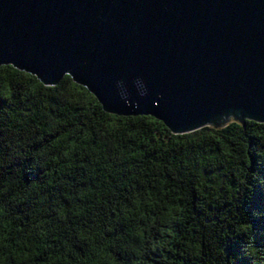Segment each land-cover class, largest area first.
<instances>
[{"label":"trees","instance_id":"1","mask_svg":"<svg viewBox=\"0 0 264 264\" xmlns=\"http://www.w3.org/2000/svg\"><path fill=\"white\" fill-rule=\"evenodd\" d=\"M0 264H264V124L173 135L1 67Z\"/></svg>","mask_w":264,"mask_h":264},{"label":"water","instance_id":"2","mask_svg":"<svg viewBox=\"0 0 264 264\" xmlns=\"http://www.w3.org/2000/svg\"><path fill=\"white\" fill-rule=\"evenodd\" d=\"M6 66L173 135L264 124V0H0Z\"/></svg>","mask_w":264,"mask_h":264}]
</instances>
